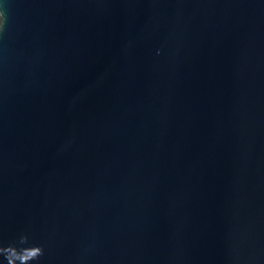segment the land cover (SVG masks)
I'll use <instances>...</instances> for the list:
<instances>
[{"label":"water","instance_id":"obj_1","mask_svg":"<svg viewBox=\"0 0 264 264\" xmlns=\"http://www.w3.org/2000/svg\"><path fill=\"white\" fill-rule=\"evenodd\" d=\"M0 264H264V0H0Z\"/></svg>","mask_w":264,"mask_h":264}]
</instances>
